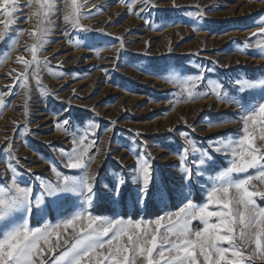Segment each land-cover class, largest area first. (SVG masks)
<instances>
[{"label": "rangeland", "instance_id": "rangeland-1", "mask_svg": "<svg viewBox=\"0 0 264 264\" xmlns=\"http://www.w3.org/2000/svg\"><path fill=\"white\" fill-rule=\"evenodd\" d=\"M261 27L264 0H0V199L16 200L0 208V240L50 225L32 264H54L66 251L67 264H88L89 252L72 247L92 217L93 227L111 225L99 229L106 237L91 264H163L169 253V264H264V117L249 123V149L233 156L242 118L264 106ZM81 138L95 142L94 162L66 167ZM233 162L240 170L222 175ZM14 179L32 189L28 201ZM228 185L225 209L209 197L216 188L220 199ZM201 208L227 219L213 213L196 236L193 225L208 226ZM185 223L172 248L162 234Z\"/></svg>", "mask_w": 264, "mask_h": 264}, {"label": "snow or ice", "instance_id": "snow-or-ice-1", "mask_svg": "<svg viewBox=\"0 0 264 264\" xmlns=\"http://www.w3.org/2000/svg\"><path fill=\"white\" fill-rule=\"evenodd\" d=\"M147 2V0H146ZM148 5H152V3H148ZM76 7H79L78 4H75ZM154 6V5H152ZM176 7V5H173ZM91 15V14H89ZM200 17H203L200 16ZM68 19V17H66ZM10 26V25H9ZM73 27H79L78 24H73ZM260 33L264 34V27L260 28ZM256 33H253V36H256ZM0 36H5V33H0ZM171 51V49H169ZM21 59V58H20ZM23 80L24 77H21ZM259 115V117H264V106L259 107V112L252 114L251 116L248 117H243V123H244V132H245V137L244 139L240 142V148L233 150V156H243L245 149H249L250 144L252 142V133L249 131V123L251 122L252 124H255L256 121V116ZM67 122L65 121V124ZM114 123V122H113ZM262 126H264V123H261ZM136 135H140L137 133ZM181 135H185L181 133ZM260 139H264V136L260 137ZM76 144V148L73 149V154H71L68 158V162L66 163V167L69 168H86L88 169L89 165L94 162V157L89 156V149L93 147V144L95 143L94 141L85 143L84 139L81 138L80 140L74 141ZM189 144H191V141H188ZM145 149L147 146H144ZM193 151H195V148H193ZM216 152H220V148L215 149ZM260 150H258L259 152ZM257 152V153H258ZM149 157H151V153L147 154ZM188 156V149L185 148L184 150V155L182 157V161L186 160ZM143 157V155H142ZM259 158L264 160V155H260ZM154 159V157H152ZM255 159V157H254ZM261 167H264V164L260 165ZM138 168L139 171L142 172L143 174V183L145 188L148 186L149 183V178H150V164L148 163L147 159H142L138 161ZM240 167L236 162L232 163V166L224 172L222 175L227 176L229 173L233 171H239ZM13 173H15V168L12 169ZM53 172H56V169H52ZM187 171V169H185ZM261 175H264V171L261 172ZM57 178L61 181V186H63L64 189L68 188V178L67 177H61L59 172H56ZM93 179V176L91 174H88V181H91ZM241 184H246L248 181H241ZM13 185L15 187V179L13 180ZM88 190L91 191L92 185L89 182L87 184ZM229 187H235L233 185H228V186H222L219 191L223 193V195L220 197V199L216 198V193L217 189L213 188L211 195L209 199L213 203L217 204H222L225 209V205L228 204L227 199H225V196L227 195L229 191ZM58 187L56 188L55 191L49 189L48 194L51 195L52 193L56 192ZM15 193L17 197L22 198L23 201H28L29 196L32 194V189L31 188H21V187H15ZM260 195H264V193H260ZM39 202V201H38ZM242 201H237V203H241ZM16 203V200L13 199L12 201H7L4 199H0V208H11L14 204ZM243 203L247 204L249 201H243ZM239 212V211H238ZM237 212V214H238ZM213 213L215 214L214 216L219 219V221L223 222L224 220L227 219V213L225 211H205L204 208H201V216L202 219L204 220L205 225H208L207 227L205 226L203 232H197L196 236H205V234L209 231V228L211 225L208 224V217H213ZM260 216H264V210L260 211L259 213ZM73 218H84L83 215H76ZM89 220V223L87 225L81 224V228L86 229L83 231L84 235L81 236L80 234L78 236H75V242L72 247V252L77 251L80 248H83L84 250L89 252V255L87 257L88 264H91L92 262V251L93 249H98L100 246L104 244V240L102 239L105 236V232L101 231L99 229L104 228V225H111L110 221H105L101 220L99 225L97 227H93V224L95 223V218L92 217H87ZM70 221H66L63 224V227L67 228L69 226ZM119 223L118 222V227L117 229L114 230L120 231L119 228ZM160 221H156V225H159ZM171 227H168L167 230L162 234L161 237H163L164 240L167 241V244L171 246L172 248H175L176 245L179 243L181 240V237L187 235V224H183L182 226L178 227L176 224H170ZM61 225L57 224L54 229H60ZM106 231V229H105ZM53 234V226L50 225H45V228L43 230L41 229H29L27 225H25L23 228L18 229L10 234H8L4 239L0 240V250H2V255H0V259H2L3 264H32V261L34 259V256L40 252V249L37 248V243L43 239L46 243L48 240L49 235ZM175 236L176 240L169 239V236ZM187 240V239H185ZM190 241V240H188ZM217 241H221V237H217ZM203 243V241L201 242ZM231 244L232 241H229ZM163 243L161 244V251L164 250L163 248ZM181 247H187V244L185 243L184 245H180ZM54 246H49L46 247V251L51 253L53 251ZM71 255V252H64L62 253L59 257H57L54 261V264H67V260L69 256ZM171 260V253H169V258L163 260V264H169V261ZM73 264H83V261H74ZM99 264V262H97ZM174 264H184V260L180 259L174 262Z\"/></svg>", "mask_w": 264, "mask_h": 264}, {"label": "bare ground", "instance_id": "bare-ground-1", "mask_svg": "<svg viewBox=\"0 0 264 264\" xmlns=\"http://www.w3.org/2000/svg\"><path fill=\"white\" fill-rule=\"evenodd\" d=\"M257 61V60H256ZM255 62V61H254ZM209 102H211V99L210 98H207L206 100H202V101H200V102H198V103H195V105H206V104H208ZM194 104V103H193ZM220 105H218V107H219ZM164 107H167V104H165L164 105ZM182 108H189V107H193V105L191 106H181ZM226 108H227V106H226ZM180 111V110H179ZM178 113V112H177Z\"/></svg>", "mask_w": 264, "mask_h": 264}, {"label": "built area", "instance_id": "built-area-1", "mask_svg": "<svg viewBox=\"0 0 264 264\" xmlns=\"http://www.w3.org/2000/svg\"><path fill=\"white\" fill-rule=\"evenodd\" d=\"M199 230H200V227H199L198 224H195V225L192 226V231L193 232H199Z\"/></svg>", "mask_w": 264, "mask_h": 264}, {"label": "crops", "instance_id": "crops-1", "mask_svg": "<svg viewBox=\"0 0 264 264\" xmlns=\"http://www.w3.org/2000/svg\"><path fill=\"white\" fill-rule=\"evenodd\" d=\"M256 60L258 61V59H252V62H254V61L256 62Z\"/></svg>", "mask_w": 264, "mask_h": 264}]
</instances>
